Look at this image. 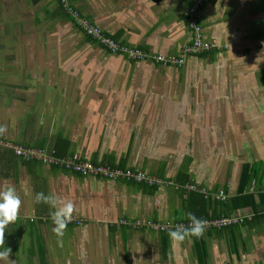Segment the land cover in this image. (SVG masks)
Listing matches in <instances>:
<instances>
[{"label":"crops","instance_id":"crops-1","mask_svg":"<svg viewBox=\"0 0 264 264\" xmlns=\"http://www.w3.org/2000/svg\"><path fill=\"white\" fill-rule=\"evenodd\" d=\"M194 2L72 6L122 44L179 55ZM198 16L211 49L162 67L111 53L60 0H0V189L21 199L2 264H264V0H205ZM15 146L162 182L80 174ZM38 192L71 201L82 224L58 235ZM190 212L252 219L183 239L162 229Z\"/></svg>","mask_w":264,"mask_h":264},{"label":"built area","instance_id":"built-area-1","mask_svg":"<svg viewBox=\"0 0 264 264\" xmlns=\"http://www.w3.org/2000/svg\"><path fill=\"white\" fill-rule=\"evenodd\" d=\"M205 0H195L194 4L188 9V25L190 30L194 33V39L191 43L185 44L182 52L179 55H165V54H152L148 51L142 50L140 48L128 46L125 44H121L117 42L114 38L108 35L102 28L91 23L89 20L81 17L78 11L74 10L69 6V0H63L64 6L68 7L69 11L74 15V19L76 23L82 28V31L86 32L88 35L95 37L99 40L103 46L109 49L111 52L117 54L121 53L126 55L130 59H139V60H151L162 67H182L187 60V56L192 54L193 52H199L204 49H210L212 43L203 40L202 38V28L201 23L198 19V10L200 6L204 3ZM15 152L18 155L22 156H33L34 158H38L45 163H54L63 167L66 170H70L76 173L85 174V175H95L102 176L110 179H118L125 177H132L138 180L141 179H149L150 182L155 183L158 181L160 183L161 180L151 179L149 176L142 172H134L131 169L122 170L118 168H112L106 165L93 164L87 161H79L76 156L74 157H53L50 154H47L44 150H35V149H25L21 146L14 147ZM162 182V181H161ZM256 185L255 180H253L250 190H254ZM191 189H195L193 185L190 187ZM264 191V188H263ZM213 197L219 200L225 199V193L220 191L218 193L212 194ZM246 219L251 220L252 216H236V215H224L216 218L204 219L205 227L204 228H224L232 225L243 224ZM70 221H76L77 224H82V221L77 219L76 217L71 215ZM127 223V221H122ZM191 225L190 220H184L180 222L174 223L172 226L163 225L162 229L177 228L178 226H183V228L187 229Z\"/></svg>","mask_w":264,"mask_h":264},{"label":"clouds","instance_id":"clouds-1","mask_svg":"<svg viewBox=\"0 0 264 264\" xmlns=\"http://www.w3.org/2000/svg\"><path fill=\"white\" fill-rule=\"evenodd\" d=\"M0 131H3V129L0 128ZM35 200L37 203H47L54 210L52 212V220L55 225L53 231L58 235H63V230L71 220V215L74 210L73 203L71 201H66L61 206L59 198L56 195H45L43 192L36 193ZM20 206L21 199L15 187L8 186L0 189V264L5 260H9L11 248L5 245L4 233L9 223L15 222L18 219ZM188 218L191 221L189 228L185 229L183 226H178L171 230L169 235L173 238L183 239L184 235L187 233L196 236L202 234L205 221L196 217L195 214L191 212L188 213ZM32 219H34V217Z\"/></svg>","mask_w":264,"mask_h":264},{"label":"trees","instance_id":"trees-1","mask_svg":"<svg viewBox=\"0 0 264 264\" xmlns=\"http://www.w3.org/2000/svg\"><path fill=\"white\" fill-rule=\"evenodd\" d=\"M60 2H61V4L64 6V2H63V0H60ZM69 6L70 7H72L73 8V6H72V0H69ZM68 11H69V9H68V7H66V6H64ZM74 9V8H73ZM74 10H76V9H74ZM71 13V12H70ZM72 14V13H71ZM72 16L74 17V15L72 14ZM198 19H199V16H198ZM199 21H200V19H199ZM78 25V24H77ZM79 26V25H78ZM79 28L82 30V28L79 26ZM84 33L88 36V37H90V38H92L93 40H95V41H97L98 43H100L101 45H102V43L99 41V40H97L95 37H93V36H91V35H88L85 31H84ZM112 37V36H111ZM113 38V37H112ZM115 39V38H114ZM116 40V39H115ZM117 41V40H116ZM118 42V41H117ZM120 43V42H119ZM191 43V42H190ZM122 44V43H121ZM104 45V44H103ZM105 47V46H104ZM106 48V47H105ZM107 49V48H106ZM211 49V48H210ZM210 49H204V50H201V51H199V52H193L192 54H197V55H202V54H204L205 52H207L208 50H210ZM107 50H109V49H107ZM142 50H144V49H142ZM110 51V50H109ZM146 51V50H145ZM149 52V51H148ZM151 53V52H150ZM117 54H119V53H117ZM121 54V53H120ZM124 55V54H123ZM126 56V55H125ZM127 57V56H126ZM128 58V57H127ZM135 60H139V59H135ZM148 59H146L145 61H147ZM149 61H151V60H149ZM153 62V61H152ZM155 63V62H154ZM157 64V63H156ZM159 65V64H158ZM160 66V65H159ZM248 173H246L245 174V181L247 180V178H249V179H252V176H250V175H247ZM245 181H244V184H245ZM245 187V185H242L241 186V188H244ZM243 190V189H242ZM250 199H253L252 198V196H250ZM244 224V223H243ZM230 228H232V227H230Z\"/></svg>","mask_w":264,"mask_h":264},{"label":"rangeland","instance_id":"rangeland-1","mask_svg":"<svg viewBox=\"0 0 264 264\" xmlns=\"http://www.w3.org/2000/svg\"><path fill=\"white\" fill-rule=\"evenodd\" d=\"M111 52V51H110ZM111 53H113V52H111ZM113 54H115V53H113Z\"/></svg>","mask_w":264,"mask_h":264}]
</instances>
